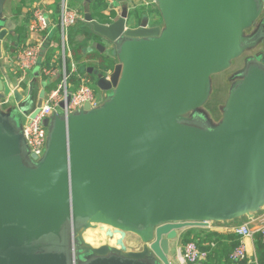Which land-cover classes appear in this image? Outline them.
I'll return each mask as SVG.
<instances>
[{"label":"water","instance_id":"water-1","mask_svg":"<svg viewBox=\"0 0 264 264\" xmlns=\"http://www.w3.org/2000/svg\"><path fill=\"white\" fill-rule=\"evenodd\" d=\"M6 1L0 264H179L170 251L180 231L264 208V0H156L162 26L128 6L102 23L86 6L106 57L82 70L107 95L101 106L48 118L41 158L29 153L18 119L36 116L47 88L39 76L23 87L2 65L4 42L18 36ZM242 55L241 76L214 121L204 112L212 77ZM99 225L121 234L118 246L95 247L80 235ZM128 233L142 249H129Z\"/></svg>","mask_w":264,"mask_h":264},{"label":"built area","instance_id":"built-area-1","mask_svg":"<svg viewBox=\"0 0 264 264\" xmlns=\"http://www.w3.org/2000/svg\"><path fill=\"white\" fill-rule=\"evenodd\" d=\"M70 0H61V14L58 27L63 45L64 60L60 66L50 65L42 67V74L48 78L60 76V82L56 87L47 90L42 104L34 118L28 117V121L23 125V135L30 154H35L38 158L43 157L47 149L48 125L46 120L55 112L65 113L67 116L86 103L92 107H98L105 101L104 92L97 95L94 89L87 83L79 71L78 63L66 55L69 28L76 26L80 22H86L85 16L78 9L72 8ZM33 19L29 25L31 39L19 49L15 68L20 74V82L28 80V71L40 64L41 54L47 44H51V31L54 28L47 16L44 8L38 5L34 8ZM77 79H74L77 74ZM21 86V85H20ZM68 94L71 95L67 100ZM64 101V107L61 102ZM233 230L240 236V244L231 252L230 258L240 262L248 259V250L245 243L246 238L253 239L256 234L262 236L264 242V208L260 214L251 221L235 226ZM215 246L214 243L211 244ZM210 250L202 249L195 241L187 242L179 254V264L202 263L209 258ZM254 262L258 264L255 256Z\"/></svg>","mask_w":264,"mask_h":264},{"label":"crops","instance_id":"crops-1","mask_svg":"<svg viewBox=\"0 0 264 264\" xmlns=\"http://www.w3.org/2000/svg\"><path fill=\"white\" fill-rule=\"evenodd\" d=\"M71 1V0H70ZM69 1V3H70ZM86 0H73L74 4L77 5L76 9L82 10L83 15L85 16V10H86ZM94 6L92 9V12L90 11L91 15L94 19L99 20L102 23H111L115 19H117L121 13L123 6H128L129 12L131 15L133 14H147L149 16V23L151 26H158L163 24V17L161 15L160 9L158 7V4L156 0H93ZM38 5H41L44 8V11L46 12L47 16L49 17V20L54 27L51 31V44H47L45 49L43 50L41 54L40 64L37 66L41 69L44 66H60L63 64L64 60V53H63V45L61 41L60 36V29L58 27L59 21H60V14H61V0H7L4 7L5 16L7 18H10L12 21L16 22L18 24V39L13 38L16 42H20L24 40V45H26L29 40L31 39V35L29 32V25L33 19V11L34 8ZM106 5L104 9L102 7ZM71 6V4H70ZM72 7V6H71ZM74 8V7H72ZM94 14L102 13L104 14V18H111L112 21L108 22L106 20L101 21L98 17H96ZM160 22H156L157 19ZM88 24V23H87ZM83 22H80L76 26H73L69 28L68 31V40H67V47H66V55L69 58L74 59L79 66V71L84 75L85 78H88V80H91V75L88 74L85 70L83 72V64L85 66H95L96 68H99L101 66V62L103 59H105L106 54L100 52V50H97L94 45V39L92 38V33L88 34L90 32L91 27ZM13 40V41H14ZM11 38H8L4 42V58L2 59V65L9 71L11 76L14 79L20 80V74L18 71H16L15 68V62L16 58L19 52V45H16V51L12 52L10 50L11 45ZM77 50H76V49ZM80 56V59H79ZM86 56V62H82L83 58ZM37 67L32 69L31 71H34ZM36 76V75H35ZM28 73V80L32 79L33 77ZM41 80L43 78L47 79V90H49V86L57 85L60 82V76L54 77V78H48L41 75L39 76ZM26 82V81H25ZM28 82V81H27ZM18 83V82H17ZM17 83H14V86H17ZM260 214L259 212L254 213L252 217L245 216L241 218L239 221L241 222H248L251 221V218L254 219ZM238 220L233 221H224V222H212L208 229L217 230L220 232H225L228 230H233L235 226V223ZM181 233L178 236L177 239H174L171 241V251H170V259L175 262L179 263V254L183 250L184 245L181 240ZM255 239L246 238L245 243L247 245L248 250V258L252 259V257L256 256V245H255ZM135 250V249H134ZM247 260V259H246ZM235 262V264H239L240 262ZM247 264H257L254 263H247ZM259 264V263H258Z\"/></svg>","mask_w":264,"mask_h":264},{"label":"rangeland","instance_id":"rangeland-1","mask_svg":"<svg viewBox=\"0 0 264 264\" xmlns=\"http://www.w3.org/2000/svg\"><path fill=\"white\" fill-rule=\"evenodd\" d=\"M70 4L72 7L77 8V7H75L77 5L74 4L73 0L70 1ZM156 22L158 23L160 21L157 19ZM24 42H25L24 40H22L20 42L19 49H21ZM243 56L244 55L235 59L230 68H228L227 70H225L221 73H217V74L213 75V77H212L213 90H212V93H211L209 99L207 100V102L204 106V108H205L204 112L206 114H209V116H211V118L214 121H219L223 116V110L225 107V103L229 97V93H230V89L232 87V84H233L234 80L236 79V77L235 78L233 77L235 75L234 72H235V69L237 67H239L243 64ZM28 73L32 76H35V75L40 76L42 71L39 67H37L34 71L29 70ZM77 75H78V73L75 74L74 79H77ZM26 82L23 84V87L27 86ZM42 82H43V85L45 87H47V84H48L47 79L43 78ZM87 83L94 89V91L96 92L97 95L101 94L102 91L97 88V86L93 83L92 80H90ZM110 94H112V92H110ZM27 121H28V118L21 115L18 119V126L19 127L23 126L24 123H26ZM239 220L240 219H238V221L235 223V225H239V224L244 223V222H241ZM185 230H182V232H184ZM81 235H83L85 237L87 242H89L90 244H92L95 247L100 246V245L105 244V243H110V244L114 243V240L112 238L106 237L103 233H100V231L96 228L88 229V230L84 231L83 233H81ZM131 237H133V236L131 235ZM127 246L129 247V249H135V250L137 249L138 250V249H142L144 244L139 243L137 245H134L133 242L128 241ZM254 258H255L254 256L252 257V259L248 258L247 263H254ZM195 264H201V263H195Z\"/></svg>","mask_w":264,"mask_h":264},{"label":"trees","instance_id":"trees-1","mask_svg":"<svg viewBox=\"0 0 264 264\" xmlns=\"http://www.w3.org/2000/svg\"><path fill=\"white\" fill-rule=\"evenodd\" d=\"M85 4L92 12L94 6L93 0H86ZM105 7L107 6L104 5L102 9H104ZM79 12L83 14L82 10H79ZM93 15L101 19V21H112L111 18L105 19V16L102 13H93ZM83 23L87 24V22ZM17 33L19 34L18 30ZM90 33H92L91 30L90 32H88V34ZM10 38L12 41L10 50L14 52V50L16 49V45L18 46L19 42H16L13 37ZM54 87H56V85L49 86V89H52ZM255 237L256 257L259 264H264V242L260 234H256ZM181 240L183 244H186L190 241H195L202 249L210 250L209 258L206 261H203L201 264H235V262H233V260L230 258V254L240 244V236L235 231L228 230L225 232H220L217 230L208 229L206 227H194L186 229L181 233ZM212 243H214L215 246H212ZM239 264H247V260H243Z\"/></svg>","mask_w":264,"mask_h":264},{"label":"flooded vegetation","instance_id":"flooded-vegetation-1","mask_svg":"<svg viewBox=\"0 0 264 264\" xmlns=\"http://www.w3.org/2000/svg\"><path fill=\"white\" fill-rule=\"evenodd\" d=\"M163 25V24H162ZM161 25V26H162ZM17 37V38H16ZM15 38L16 39H18V36H16ZM245 57H246V55H244L243 56V64L241 65V66H239V67H237L236 69H235V72H234V78L235 77H240L241 76V73L239 74V72L241 71V69H242V67H243V65L245 64ZM240 70V71H239ZM238 72V73H237ZM237 73V74H236ZM107 95V93H104V96H106ZM202 119H204L203 117H202ZM110 227H108V226H105V228L103 229V226L102 225H99L98 227H96V229H98L99 231H100V233H103L106 237H109V238H112L113 240H114V243H105V244H109L110 246H118V239L119 238H121V234H119V233H115L113 236H109L108 234H107V230L109 229ZM112 230L114 231L115 229L114 228H112ZM81 235V234H80ZM131 235L133 236V237H131ZM81 236H83V235H81ZM80 237V236H79ZM84 237V236H83ZM85 238V237H84ZM131 240V241H130ZM124 241H125V243L127 244V242L129 241V242H133V244L134 245H137V244H141V243H143V241L141 240V238L139 237V236H137L136 234H133V233H128L127 235H126V237H125V239H124ZM144 244V243H143ZM137 250V249H136ZM138 250H140V249H138Z\"/></svg>","mask_w":264,"mask_h":264},{"label":"bare ground","instance_id":"bare-ground-1","mask_svg":"<svg viewBox=\"0 0 264 264\" xmlns=\"http://www.w3.org/2000/svg\"><path fill=\"white\" fill-rule=\"evenodd\" d=\"M92 236V235H91ZM96 236V235H95ZM89 241V240H88Z\"/></svg>","mask_w":264,"mask_h":264}]
</instances>
